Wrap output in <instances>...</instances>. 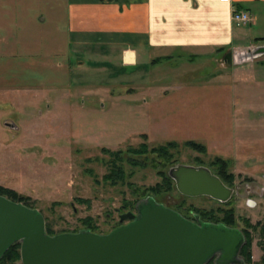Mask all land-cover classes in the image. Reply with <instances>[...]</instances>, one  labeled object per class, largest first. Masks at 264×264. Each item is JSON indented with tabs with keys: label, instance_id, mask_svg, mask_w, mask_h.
<instances>
[{
	"label": "rangeland",
	"instance_id": "rangeland-1",
	"mask_svg": "<svg viewBox=\"0 0 264 264\" xmlns=\"http://www.w3.org/2000/svg\"><path fill=\"white\" fill-rule=\"evenodd\" d=\"M60 20L31 25L20 33L29 45L0 63V186L27 197L53 233L87 224L107 233L121 223L120 214L136 212V203L148 195L167 207L181 206L189 219L195 210L220 218L232 209V227L251 234L249 264H264V131L233 124L230 103L239 98L229 87L224 54L156 57L160 65L124 81L92 73L84 59L79 66L76 56L65 54ZM50 52L57 53L60 67L51 64ZM246 87L237 89L245 99ZM169 141L176 146L167 157L149 151ZM140 143L147 144L145 154L126 152ZM103 148L121 150L116 164L123 169L122 182L106 179L111 166ZM217 156L228 161L233 175L231 185L224 183L233 189L227 201L185 196L174 182L170 190L150 191L161 183L160 172L176 164L202 165L216 174L211 162Z\"/></svg>",
	"mask_w": 264,
	"mask_h": 264
},
{
	"label": "crops",
	"instance_id": "crops-1",
	"mask_svg": "<svg viewBox=\"0 0 264 264\" xmlns=\"http://www.w3.org/2000/svg\"><path fill=\"white\" fill-rule=\"evenodd\" d=\"M234 8L249 14L246 24L232 21ZM58 18L65 54L76 56L79 66L85 60L92 73L124 81L160 65L151 63L156 57L223 53L229 87L239 98L228 110L233 124L264 131V54L245 56L264 44V0H0V63L27 46L21 34L31 25ZM50 53L51 64L60 67L57 53ZM239 86H248L246 99Z\"/></svg>",
	"mask_w": 264,
	"mask_h": 264
},
{
	"label": "water",
	"instance_id": "water-1",
	"mask_svg": "<svg viewBox=\"0 0 264 264\" xmlns=\"http://www.w3.org/2000/svg\"><path fill=\"white\" fill-rule=\"evenodd\" d=\"M264 54V44L245 50L247 58ZM185 196L227 201L233 189L206 166L176 164L167 170ZM136 212L107 233L89 229L48 234L43 214L34 207L0 195V258L20 244L21 264H244L239 251L244 235L237 227L184 217L148 195Z\"/></svg>",
	"mask_w": 264,
	"mask_h": 264
},
{
	"label": "trees",
	"instance_id": "trees-1",
	"mask_svg": "<svg viewBox=\"0 0 264 264\" xmlns=\"http://www.w3.org/2000/svg\"><path fill=\"white\" fill-rule=\"evenodd\" d=\"M159 58H155L152 60V63L157 62ZM143 137L145 135L143 134ZM185 144L188 146H192L196 149L199 150H204L205 147L204 145L200 143H196L193 140H187L185 141ZM176 146V142L174 141H169L164 145H157L156 147H152L149 149V151L157 153L160 156H165L170 152L169 149L173 148ZM148 147L146 143H140L137 147H127L126 152H129L133 155H143L147 151ZM102 151L110 157V160H108V163L110 164V173L106 175V179L112 180L111 183H115L117 180H120L121 182L123 181L124 178V173L123 169L120 164H116L117 161H120L121 158L119 155L121 154V150H109L107 148H103ZM131 163L133 164H138V162L134 160H130ZM211 165L214 167V172L216 175L222 180L223 183L227 185H231L233 181V175L227 172V166H228V161L226 159H222L221 157L217 156L215 159L211 162ZM162 178H161V183L156 184L155 186L150 188V191L153 193H158L161 190H170L173 187V179L170 178L167 174L164 172H160ZM0 195L5 196L13 201L16 202H21L29 207H32L28 203V198L22 195H17L15 192L12 190H9L7 188H4L3 186H0ZM173 209L177 210L178 212H181V206L177 205ZM194 210V209H193ZM199 217L203 220L206 221H214L218 223H223L227 226H233L235 219H234V212L232 209L226 210L222 212V215L220 218H218L212 211L208 210L206 212L204 211H198L195 210ZM183 214V213H182ZM244 224L248 227H253L248 219H243ZM258 226V224H256ZM86 229H89L90 231H93L92 227L87 224ZM46 232L48 234H56L51 231L47 225L45 226ZM243 235H244V243L241 246V249L239 251L240 257H242V260L244 264H249L250 263V246H251V234L248 230L242 229L241 230ZM95 232V231H93ZM260 234L263 236L264 240V227L260 228ZM262 247H263V253H264V241L262 242ZM16 260H20V244L19 243H13L7 251L4 253V255L0 258V264H5V263H13ZM206 264H215L213 259L209 260Z\"/></svg>",
	"mask_w": 264,
	"mask_h": 264
},
{
	"label": "built area",
	"instance_id": "built-area-1",
	"mask_svg": "<svg viewBox=\"0 0 264 264\" xmlns=\"http://www.w3.org/2000/svg\"><path fill=\"white\" fill-rule=\"evenodd\" d=\"M231 18L237 25L246 24L250 19L249 14L246 11L235 8L232 10Z\"/></svg>",
	"mask_w": 264,
	"mask_h": 264
},
{
	"label": "flooded vegetation",
	"instance_id": "flooded-vegetation-1",
	"mask_svg": "<svg viewBox=\"0 0 264 264\" xmlns=\"http://www.w3.org/2000/svg\"><path fill=\"white\" fill-rule=\"evenodd\" d=\"M177 211V210H176ZM180 213V212H179ZM182 214V213H181ZM183 215V214H182ZM184 216V215H183ZM185 217V216H184ZM187 218V217H186ZM189 219V218H188ZM191 220H194V218L193 219H191ZM122 223H125V221H123V222H121L119 225H121ZM119 225H117V226H119ZM116 226V227H117ZM240 256V255H239Z\"/></svg>",
	"mask_w": 264,
	"mask_h": 264
}]
</instances>
